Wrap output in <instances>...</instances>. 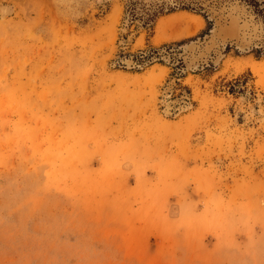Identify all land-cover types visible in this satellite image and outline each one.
I'll return each instance as SVG.
<instances>
[{"label":"rangeland","instance_id":"1","mask_svg":"<svg viewBox=\"0 0 264 264\" xmlns=\"http://www.w3.org/2000/svg\"><path fill=\"white\" fill-rule=\"evenodd\" d=\"M0 264H264V17L0 0Z\"/></svg>","mask_w":264,"mask_h":264},{"label":"trees","instance_id":"2","mask_svg":"<svg viewBox=\"0 0 264 264\" xmlns=\"http://www.w3.org/2000/svg\"><path fill=\"white\" fill-rule=\"evenodd\" d=\"M243 1L245 3H247L249 6L254 7L256 9V12L264 17V11L263 10H259V8H258L259 7V3L256 0H243ZM176 10H194V9H191L190 7L185 6V5H181L179 7L175 6V7L169 9L168 14L174 13ZM127 13L131 14L132 17H134L135 16L134 15V8H128ZM163 14L164 13L160 12L158 14L151 15V16H149V18L146 21H144V24L146 26H149V29L151 30V34H153V26H154L155 21L160 16H162ZM204 17H205V19L208 22V26H207L206 30L199 36L200 38H204L205 36L210 35V33H211L212 29H213V23L208 21L206 16H204ZM175 50L176 49L173 48L171 45H164L161 48H151L149 53L142 54L139 57L142 60V62H149V61L152 62V59L154 57L157 58L158 60H162L163 57L167 58V56H168L170 61L171 60H172V62L176 61L177 64H178L177 66L178 67L179 66L182 67L181 65L184 64V62H183L184 60H182L183 58L182 57L179 58V59L176 58V56H178L182 52L181 51H175ZM180 67L178 68V70H180Z\"/></svg>","mask_w":264,"mask_h":264},{"label":"bare ground","instance_id":"3","mask_svg":"<svg viewBox=\"0 0 264 264\" xmlns=\"http://www.w3.org/2000/svg\"><path fill=\"white\" fill-rule=\"evenodd\" d=\"M173 18V17H172ZM174 26V21L173 19H168L166 21H162L160 24H159V27H158V35H157V40H158V43L162 41V35L164 32L167 31V29L169 28H173ZM192 27V26H191ZM253 67V66H252ZM171 106H173V104L169 103L167 108H166V114L169 113L170 109H171ZM175 107V106H174Z\"/></svg>","mask_w":264,"mask_h":264}]
</instances>
